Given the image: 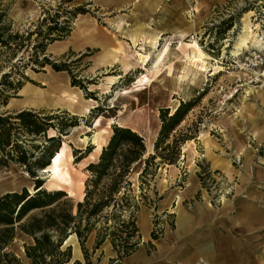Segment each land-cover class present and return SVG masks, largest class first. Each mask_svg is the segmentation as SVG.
<instances>
[{"label": "rangeland", "instance_id": "rangeland-1", "mask_svg": "<svg viewBox=\"0 0 264 264\" xmlns=\"http://www.w3.org/2000/svg\"><path fill=\"white\" fill-rule=\"evenodd\" d=\"M62 1L66 0H0V8L6 14V23L10 24L11 32L18 31L23 35L22 41L29 45L12 58H9L7 52L0 55V82L3 74L12 71L14 73L10 79L14 83L23 81V86L12 94L8 102L0 104V113L14 114L30 110L40 117L58 115L59 118L50 121L57 126L63 121L68 132L61 134L62 147L57 152L61 153L59 165L62 169H67L73 181H56L57 186H49V170L38 169L37 176L32 177L24 166L11 163L9 173L0 180V197L8 192H21L25 187L33 194L35 191L29 189H36L37 178L44 182L43 187L49 192L63 190L66 195L52 207L64 206L77 216L76 220L82 227L88 222L93 226V231L85 241L91 264H102L103 261L108 264H123L125 257L119 258L112 240L120 245V249H124L125 243H139V249L133 252H136L134 257L143 253V250L150 257L159 255L157 253L163 249L167 250L162 248L161 241L167 239L170 233L176 232L182 212L191 217H199L201 221L207 206L211 209L219 208L236 200L244 204L242 201L251 198V194L263 203L264 208V39L261 44L253 43L251 39L249 47L244 48L241 55L232 54L245 18H249L254 31L264 38V0H156V4L153 0L68 1L65 3L68 9L82 8L85 11L78 13L73 19L72 31L76 27L77 17L86 15L93 18L110 36L116 34L124 46L120 49V54L128 51L133 54L134 61L136 58V65L132 68L125 69L121 61H117L96 70L92 66L94 57L103 47H89L78 52L73 42L66 52L60 54L52 52L49 45L46 47V56L55 62L68 64L76 78L86 87H80L84 96L98 102L85 116L74 114L65 107L22 106L26 102L21 91L23 87L27 84L44 87L39 79L45 78V73L50 70L56 71L51 65L39 67L31 59L36 34L30 40H26V37L29 31L35 29L37 21L42 19L44 11L51 8L53 13ZM143 28L161 33L157 48L143 43L141 38L134 44L133 30L140 32ZM167 42L170 44V52L164 66L157 73H150L157 54ZM194 43L199 45L205 58L211 59L206 61L207 65L212 64L208 72L202 74L193 73L194 69L197 71V66L202 65L200 61L193 62L195 65L192 66L189 78L180 83L176 75L182 74L184 60L189 63L190 59L199 56V52L192 46ZM138 51L143 54L150 52L146 65L142 60H137L140 58L136 56ZM21 61L25 66H18ZM172 65L173 74H169ZM146 67L149 72L145 70ZM66 73L70 76L72 85L69 71ZM153 79L160 81L154 86L150 83ZM14 98L17 99L13 101ZM190 101L193 108L176 131L181 132L182 136L188 134L194 138L183 143L179 160L175 164L159 163L154 173L147 175L145 179L140 177L145 162L139 163V168L133 166L135 169L132 172L138 174L135 181L130 174L132 184L127 191L123 188L125 193L117 195L119 200L116 208L105 206L99 215L89 217L93 203L98 197L108 194L107 188L111 182V176L104 177L98 185L89 181L93 174L87 169V165L97 163L103 151L102 149L100 154L96 153V147L92 143L94 134L101 131L104 147L113 134L114 125L130 127L145 139L147 130L156 125L155 114H158L161 125L162 108H169L173 112L174 104ZM65 114L67 115L63 116ZM97 119L100 120L96 126ZM77 120L80 128L74 129L76 126L70 124ZM56 133L59 134L55 127L46 129L47 138ZM203 133L206 134V139L201 137ZM18 135L19 140L33 150L35 158L43 154L44 145L46 150L51 145L48 141L45 142L43 135L35 137L25 132ZM84 137H87V142L82 144L79 138ZM33 145L41 148H34ZM154 152L153 147L145 157ZM83 156L86 157L81 159ZM47 158L48 156L46 160ZM188 184L192 187L189 188ZM87 188L91 191L90 203H84L79 209L78 205L84 201ZM260 196L263 197L260 199ZM180 197L182 198L178 203ZM142 208L148 210L152 227L150 237L146 240L142 235L149 228L148 222L145 220L144 226L139 225V211ZM35 212L39 211L32 213ZM98 235L105 236V240L96 248ZM91 237H94V243H91ZM262 237L264 233H260L259 238L262 240L257 244L258 250L255 249L256 244H252V251H248L250 244L247 245L243 239V244L240 245L243 253L235 257V264H250L254 259L258 260L255 264H264ZM33 242L32 236L18 229L9 249L24 264H30L25 245ZM106 242L111 243V249L115 253L104 247ZM69 244L62 249L71 246V256H76V252L72 254L71 241ZM202 261L203 259L196 264H205ZM81 264H88L85 254ZM126 264H133L131 258ZM148 264L162 263L149 261Z\"/></svg>", "mask_w": 264, "mask_h": 264}, {"label": "trees", "instance_id": "trees-1", "mask_svg": "<svg viewBox=\"0 0 264 264\" xmlns=\"http://www.w3.org/2000/svg\"><path fill=\"white\" fill-rule=\"evenodd\" d=\"M70 0L62 1L51 13V8L44 11V16L37 21L35 29L28 32L26 40L36 34L34 45L32 46L33 54L31 59L39 67L51 65L56 71H69L72 78V86L82 89L86 87L82 81L76 78L71 68L66 63H58L46 56V47L57 40L66 39L70 36L73 29L72 21L78 13L85 11L82 8L68 9L65 6ZM1 6V3H0ZM23 35L18 31L11 32L10 24L6 23V14L0 8V55L3 52L9 53V58L14 57L18 51L23 49L28 43L22 41ZM29 47V45L27 46ZM41 55H44L40 59ZM19 60H22L19 59ZM19 63L18 66H25V63ZM18 72V71H17ZM13 71L5 73L0 82V104H6L12 94L16 93L23 86V81L19 80L14 83L10 79ZM24 76V75H23ZM80 88V89H81ZM11 91V92H10ZM91 98V97H89ZM193 108L192 101L180 103L175 111L171 112L169 108H162L161 127L154 146V153L148 154L144 137L130 127L114 125L113 134L108 144L103 148L100 159L97 163H90L87 169L92 171L93 177L89 180L98 185L104 177L111 176V182L108 184V194L100 196L93 203L90 210V216H97L102 212L105 206L116 208L120 193H125L130 188L132 181L129 179L132 171L142 161L145 166L140 177L145 179L147 175L153 174L154 169L159 163L165 162L175 164L181 154V146L188 139L194 138L176 130L185 119V116ZM67 114L63 115L66 116ZM56 117H40L37 113L30 110H22L17 113H0V171L9 168L11 163H18L26 168V171L32 176H37L38 169H45L51 164L54 155L61 149V134H67L66 124L61 121L59 126L50 120ZM73 119V118H72ZM78 120L70 124L77 126ZM55 127L59 134L46 137V129ZM31 133L33 136H41L51 145H44L42 155L36 158L32 149L19 140L18 134ZM35 148H41L39 145H33ZM88 155V154H87ZM46 156H48L46 160ZM32 157L35 159L32 160ZM83 156L81 159L85 158ZM159 159V160H158ZM36 189L33 194L28 192L25 187L21 192H8L0 197V264H24L20 257L9 247L17 236V230L20 229L25 234L33 237L32 244L25 245L26 256L31 260L30 264H66L71 261V246L63 250L66 239L73 233L79 238L83 252L88 264H91L88 257V250L85 247V241L93 231V226L88 222L85 227L78 223L77 216L64 206L52 207L66 193L58 189L49 192L44 189V182L39 178L36 179ZM89 187V185H88ZM37 190V191H36ZM89 188H87L86 197L83 202L79 203V209L84 203H90ZM33 211H39L32 213ZM32 213V214H31ZM27 215V219L22 221ZM130 234V233H129ZM134 235V234H130ZM156 237V235L154 234ZM105 240V236L98 235L96 248ZM114 248L119 253V258L132 254L139 243L127 244L124 249L112 240ZM127 242V241H126ZM74 264H81L76 261Z\"/></svg>", "mask_w": 264, "mask_h": 264}, {"label": "crops", "instance_id": "crops-1", "mask_svg": "<svg viewBox=\"0 0 264 264\" xmlns=\"http://www.w3.org/2000/svg\"><path fill=\"white\" fill-rule=\"evenodd\" d=\"M153 2L156 4V0H153ZM80 19L87 24L84 28L77 26V20ZM73 42L78 52H83L89 47H103L102 51L94 57L92 66H95L96 70L117 61H121L122 66L128 69L132 68L131 64L136 62V58L134 61L131 52L125 51L120 54V49L124 46L121 40L116 37V34L113 33V36H110L93 18H89L86 15H79L77 17L76 27L68 38L53 42L49 45V48L52 52L60 54L66 52L69 45ZM112 43L114 44L112 45ZM45 74V78L39 79L44 87L33 86L32 84H27L23 87L21 91L25 95L26 102L22 106L65 107L78 115H86L90 109H93L90 106L86 112L82 111L84 110L83 107L87 106V101L92 98H86L82 89L71 85L70 76L66 71L50 70ZM69 95L76 96L83 104L81 106L72 105L67 100V96L69 97ZM15 99L17 98H14L13 101ZM160 127L156 133L157 135ZM157 135L152 139L151 149L154 147ZM188 187L191 188L192 185L188 184ZM254 196V194H251V198L242 201L244 204L236 200L234 202L229 201L219 208L212 207L211 209L207 206L208 209L204 212L201 221H199V217H191L188 213L182 212L180 214L181 217L179 216L180 221L178 222L176 232L170 233L171 235H168L167 239L161 241L162 248H166L167 250L163 249L162 252L157 253L159 255L152 257L148 256L144 250L141 251L143 253L139 256L134 257L135 252L125 257L123 264H126L129 258H131L133 264H148L149 261H157L162 264H196L201 259H203L202 262L205 264H235V257L243 253V249H240L243 239H245L247 245L250 244L247 248L248 251H252V244H256L255 249L258 250L257 244L262 240L259 238L260 233H264L263 203ZM262 197L260 196V199ZM181 198H179L178 203H180ZM145 220L148 222L149 228L146 230V234L142 235L144 240L150 237L152 227L148 218V210L142 208L139 211V222H145ZM90 240L91 243H94V237H91ZM69 241L72 243V254L77 251V256L72 255V260L84 262V252L76 234H71L66 239L64 245H70ZM104 247L109 252H114L111 249L110 242H106ZM72 260L66 264H73ZM255 263H258L257 259L251 260L250 264ZM104 264H108V262L105 261Z\"/></svg>", "mask_w": 264, "mask_h": 264}, {"label": "bare ground", "instance_id": "bare-ground-1", "mask_svg": "<svg viewBox=\"0 0 264 264\" xmlns=\"http://www.w3.org/2000/svg\"><path fill=\"white\" fill-rule=\"evenodd\" d=\"M199 18V17H197ZM122 21V20H121ZM194 23V22H193ZM87 24L82 21L81 19L80 20H77V26L79 28H84ZM89 25V24H88ZM196 25V24H195ZM257 28V27H256ZM90 29V28H89ZM160 32H155V31H146L145 29H143L142 31L138 32L136 30H133V42L134 44H137L138 40L141 38L143 40V43L145 44H149L152 48H157L158 46V43H159V38H160ZM182 39V38H181ZM253 40V43H263V37H260V34L256 33L254 31V28H252L251 26V22L249 20V18H245L244 19V25H243V28H242V31L239 35V38L238 40L236 41V44H235V47L233 48V51H232V54L235 55V56H239L241 55L242 51L244 48H248L249 47V43ZM193 47L196 48V50L199 52V56L196 57V58H193V59H190L189 60V63H187V60H184L185 61V67L183 69L182 74L181 75H176V79L181 83L183 82L184 80H187L189 78V75H190V72H191V69H192V66H194L195 64L193 62L195 61H200L202 65L200 66H197V71H195V69L193 70V73L194 72H198V73H202V74H205V72L209 70V66L212 64L210 63V65H207L208 60H211L209 57L208 58H205V54L203 53V51L201 50V48L199 47V45L197 43H194L192 45ZM143 47V46H142ZM145 48V47H144ZM170 52V44L169 42L166 43V45H164V47L159 51V53L157 54V57L154 61V64H153V67H152V70L150 71L149 69H147V67L145 68V70H147L148 72L150 71V73H157L163 66H164V62L166 60V57L167 55L169 54ZM149 53H140L139 51L136 53V56L137 58L140 56V58H138L137 60H142L145 65H146V62L149 60ZM133 55V54H132ZM182 57V56H181ZM103 58V57H102ZM104 59V58H103ZM141 61V62H142ZM136 65V62H134L133 64H131V67H134ZM181 65V64H180ZM129 66V65H128ZM169 74H173V65L172 67L170 68L169 70ZM150 81V80H148ZM160 81V79H153L150 83L152 85H156L158 84ZM142 83V82H141ZM140 83V84H141ZM250 89V88H249ZM119 94V93H118ZM67 100L70 101L73 104L75 105H78V106H81V104H83V102L79 101L77 99L76 96L74 95H69V97L67 96ZM113 100V99H112ZM98 102L94 101L93 99H89L87 101V106H84V110H82L83 112H86L88 110V108H90V106L92 107H95V105L97 104ZM174 104V103H173ZM243 105V104H242ZM179 106V104H174L172 109L173 111H175V109H177V107ZM81 111V112H82ZM99 120L100 119H97V122H96V126L98 125L99 123ZM155 120H156V125L154 128H151L148 131L147 135L146 136V142H147V146H148V151H151V145L153 143V140L155 135H157V131L160 127V121H159V116L158 114H155ZM111 123H113V121H111ZM115 123V122H114ZM118 123V122H117ZM77 128H80V125L74 127V129H77ZM83 129V128H82ZM77 131V130H76ZM73 133V132H72ZM101 131L94 134L93 138H92V143L93 145L96 147V153L97 154H100V152L102 151L103 147H104V143L102 142V139H101ZM206 134L203 133L201 135V137H204L206 139ZM70 135H66V137ZM82 142V144H85L87 142V137H84V138H79ZM189 143V142H188ZM187 143V144H188ZM186 144V145H187ZM190 145V144H188ZM184 148V147H183ZM186 149V148H185ZM187 152V151H186ZM61 157V153H57L53 158H52V163L51 165H49L47 167V169H43V171H46V170H49L48 172L51 173V180L49 181V186L51 185H54V186H57V183L56 181H61V182H65V183H71L73 181L72 177L70 176V173L67 171V169H62L59 165V159ZM7 173H9V169L8 167L7 168H4L0 171V180L5 177L4 175H7ZM26 173V172H25ZM138 172H132L131 173V178L134 179L135 181V178L137 176ZM52 180H55L54 182H51ZM30 191H35V190H32L31 188L29 189ZM37 191V190H36ZM32 194V193H31ZM140 226L143 224L142 221L139 222ZM144 226V224H143ZM73 234V233H72ZM70 237V236H69ZM69 240V239H68ZM76 245V244H75ZM76 248V247H75ZM77 252V251H76ZM77 254V253H76ZM77 256V255H76ZM80 256V255H79Z\"/></svg>", "mask_w": 264, "mask_h": 264}, {"label": "water", "instance_id": "water-1", "mask_svg": "<svg viewBox=\"0 0 264 264\" xmlns=\"http://www.w3.org/2000/svg\"><path fill=\"white\" fill-rule=\"evenodd\" d=\"M82 116H85V115H82ZM146 142V141H145ZM65 246V245H64Z\"/></svg>", "mask_w": 264, "mask_h": 264}]
</instances>
